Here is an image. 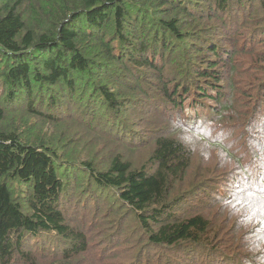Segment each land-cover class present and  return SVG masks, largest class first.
I'll return each instance as SVG.
<instances>
[{"label":"trees","instance_id":"trees-1","mask_svg":"<svg viewBox=\"0 0 264 264\" xmlns=\"http://www.w3.org/2000/svg\"><path fill=\"white\" fill-rule=\"evenodd\" d=\"M241 43L264 52V0H0V264H40L49 249L61 255L49 264L83 260L88 236L60 205L70 182L73 194L89 189L130 214L143 250L167 249L177 264H264V81L249 99L245 145L258 165L235 159L237 188L219 199L205 195V181L180 188L193 152L177 135L202 139L208 125L179 112L192 94L214 99L206 92L223 70L235 77ZM76 106L88 122L72 118ZM151 117L166 125L145 137L144 161L131 162L125 151L144 145L138 128ZM83 131L91 137L78 153L71 145ZM197 190L211 203L179 215ZM218 229L226 240L213 242ZM41 236L53 244H29Z\"/></svg>","mask_w":264,"mask_h":264},{"label":"rangeland","instance_id":"rangeland-1","mask_svg":"<svg viewBox=\"0 0 264 264\" xmlns=\"http://www.w3.org/2000/svg\"><path fill=\"white\" fill-rule=\"evenodd\" d=\"M250 45L248 44L243 49L241 43V48L238 49L239 52L241 51V54L236 58L235 63L233 62V66L237 68L235 77L231 76L228 72L226 73V70H223L224 75L222 79L224 80L217 87V90H207L206 94L208 97H213L214 99H200L195 94H192L184 103V108L182 107L179 112V115L183 119H188L187 123L197 121L200 125L202 120L207 122L208 125L205 126V133L202 139L188 130H184L181 134L177 135L193 152L191 167L180 188L186 190L192 185L205 181V184H208L206 190L210 192H206L205 195L209 199L213 194L216 195V199H219L220 196L218 194L221 195L227 192L231 194L237 188L235 181L237 178L235 179L234 177L236 171H240L235 164V159L245 163L244 167L249 165L253 160V164L255 166L258 165L254 154L253 160L249 161L251 158L248 153L251 154V152L250 148L247 149L245 145H247L249 139L248 132L251 133V127L249 126L253 123V118H255V114L251 113L249 105L252 101L250 102L249 99L256 100L258 98L259 92L257 88L264 81V52H260L259 55L258 52L261 50V47L257 45L256 48L248 50ZM230 85H232V90L229 92L228 88ZM73 96L74 100H78V94ZM220 96H222V99L217 101L216 97L219 99L221 98ZM76 105L79 106V103L77 102ZM77 106L74 108L72 118L80 120H77L79 124L84 120L88 122L89 118L85 117L82 120L79 117L82 112ZM218 109H221V116L217 119L214 117V113ZM223 109L227 111H223ZM69 117L71 118V116ZM196 118H200L201 120H197ZM132 119L130 117L131 124ZM257 119H262V123L264 124L263 116L258 115ZM163 125H166V123L160 118L158 120L156 117L143 121V125L138 128V133L144 136L143 139L146 142L141 147L133 148L134 152L125 151V155L131 162L144 161L150 147V140L147 141L145 137L147 139L148 136L154 138L153 133L159 134L160 129L164 127ZM75 126L78 125L67 124V127L71 129H74ZM54 131L55 129L50 127L48 132L52 133ZM89 136L91 137L90 133L83 131L78 141L74 145H71L72 150L80 153L84 144L89 141ZM216 137L219 139L218 142L215 141ZM251 147L253 148L254 146ZM67 149H70V147H67ZM262 156L264 157V153L260 154V157ZM97 160H100V158H97ZM240 177L238 176V178ZM79 178L81 179V176ZM239 183H241L240 180ZM74 189V183L70 182L67 185V191L64 192L65 196L60 199V205L69 223L76 228L78 227L79 230L84 229L90 244L89 251L83 257V260L78 262L77 260L80 258L73 259L72 264H137L134 259L138 253L140 256H152L150 259L152 264H159L160 262V264H177V259L174 256H170L167 249L143 250L144 241H140L142 234L140 229H137L134 219L130 214H125L121 217L123 212L117 213L116 204L113 203L111 206H106L101 201V198L89 193V189H79L73 194ZM197 191L199 193L189 197L190 202H183L184 204L181 206L182 210L179 215H181L187 206H190L193 211H201L202 204L208 205L211 203L207 198L200 195L202 193H200V190ZM72 195L74 198H72ZM243 205L244 203L239 202L237 207L240 208ZM123 210L125 211V209ZM239 210H243V208ZM219 236L225 239L221 229L217 230L213 242ZM42 237L34 238L29 244L32 247L38 246L41 249L48 248L51 243L53 244L51 241L48 243ZM55 243L59 245V243ZM112 247L116 248V250L109 253V249ZM220 247L224 249L229 247V245L224 242ZM106 249L108 251L105 253L102 254L100 252ZM53 252V249H49L44 253L39 252L38 258L40 264H49L53 260L61 258L58 250L55 253ZM46 254L48 255L46 256ZM186 259L191 260V262L199 260L197 257L192 258L191 255L186 256ZM206 262L201 261L200 264H206ZM213 264H227V262L214 261Z\"/></svg>","mask_w":264,"mask_h":264}]
</instances>
